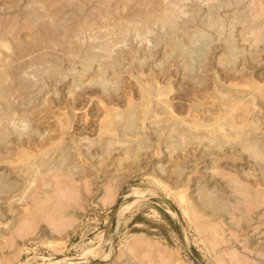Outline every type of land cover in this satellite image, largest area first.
<instances>
[{
  "label": "rangeland",
  "instance_id": "rangeland-1",
  "mask_svg": "<svg viewBox=\"0 0 264 264\" xmlns=\"http://www.w3.org/2000/svg\"><path fill=\"white\" fill-rule=\"evenodd\" d=\"M0 34V264H264V0H0Z\"/></svg>",
  "mask_w": 264,
  "mask_h": 264
},
{
  "label": "bare ground",
  "instance_id": "bare-ground-1",
  "mask_svg": "<svg viewBox=\"0 0 264 264\" xmlns=\"http://www.w3.org/2000/svg\"><path fill=\"white\" fill-rule=\"evenodd\" d=\"M8 29V28H7ZM2 30V29H1ZM8 31V30H7ZM4 33H6V32H4ZM1 36H2V34H0ZM5 36L6 35H4V40L2 39V41H1V44L6 48V49H10L11 48V46H6V40H8V39H6L5 38ZM8 38V37H7ZM6 39V40H5ZM11 44V43H10ZM16 46V45H15ZM16 48H18V47H16ZM16 48H13V46H12V48L11 49H16ZM17 50V49H16ZM10 52H12L13 54L12 55H14L15 53H14V51H10ZM23 52V51H22ZM16 53V55H19L20 57H22L21 59H23V58H27V55L29 56L30 54H28V53ZM31 52V51H30ZM0 53H2V52H0ZM0 55H3V54H0ZM12 55H9V54H4L3 56H1L2 57V59H6V58H10V61L8 60V62L5 64V62H2V64L0 65V67H1V70H0V83H4V82H6L7 81V79L8 80H10L11 79V77H12V70H10V68L11 67H9L10 66V63L11 62H13L14 61V56H12ZM17 57V56H16ZM7 61V60H6ZM14 66V65H13ZM12 69V68H11ZM12 79H13V77H12ZM17 80V79H16ZM76 91V90H75ZM1 106V105H0ZM30 114V113H29ZM27 117V116H26ZM140 194V193H139ZM138 194V195H139ZM142 194V193H141ZM135 195H136V192H135ZM63 258H65V257H63ZM69 259V258H68ZM64 260H67V258L66 259H64ZM70 260V259H69ZM61 261V260H60ZM71 261V260H70ZM57 263V262H56ZM59 263V262H58Z\"/></svg>",
  "mask_w": 264,
  "mask_h": 264
},
{
  "label": "water",
  "instance_id": "water-1",
  "mask_svg": "<svg viewBox=\"0 0 264 264\" xmlns=\"http://www.w3.org/2000/svg\"><path fill=\"white\" fill-rule=\"evenodd\" d=\"M159 196L161 197V199L166 200L165 197H164L163 195H160V194H159Z\"/></svg>",
  "mask_w": 264,
  "mask_h": 264
}]
</instances>
